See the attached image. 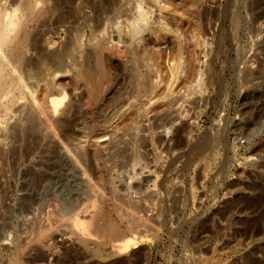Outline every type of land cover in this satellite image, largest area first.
<instances>
[{"label":"rangeland","instance_id":"374dc122","mask_svg":"<svg viewBox=\"0 0 264 264\" xmlns=\"http://www.w3.org/2000/svg\"><path fill=\"white\" fill-rule=\"evenodd\" d=\"M0 6L18 7L34 78L45 63L69 69L35 92L58 86L68 95L66 107L41 112L40 121L29 118L28 87L0 101V264L242 263L232 251L235 227L220 212L235 199L227 185L242 176L264 182L250 170L252 162L264 165V142L251 145L255 133L264 136V116L255 131L242 126L247 97L264 87V0H0ZM76 63L88 68V81L76 76ZM77 200L106 214L100 224L119 223L108 238L128 234L135 247L117 255L106 253L109 245L80 250L56 219L59 232L39 236L56 203L72 214Z\"/></svg>","mask_w":264,"mask_h":264},{"label":"bare ground","instance_id":"6f19581e","mask_svg":"<svg viewBox=\"0 0 264 264\" xmlns=\"http://www.w3.org/2000/svg\"><path fill=\"white\" fill-rule=\"evenodd\" d=\"M20 5V4H19ZM11 6V5H10ZM22 6V5H21ZM1 7V6H0ZM209 8V7H208ZM17 9L18 7H13L12 10L10 9L9 11L4 12L2 9H0V101L4 98H8L9 96L12 95L13 97V93L15 90H20V88L25 89V87H28L27 89H29V92L32 91V100L34 103V110L30 115V119L33 121L39 119V118H43V116H49L50 114H52L53 112L56 113L58 110H61L62 108L66 107V100L67 98V92L65 91L64 88H58V86L54 89L52 87L51 84V89L49 91V93L47 95H42V97L35 95V92H37L39 89H42V85L44 87H47L46 84L48 82H55L54 79L58 76H65L67 75V72L69 71V69L64 65V63L61 64H56L54 65V67L48 66L46 63L42 64L43 66L40 67L41 69H39L38 71H36L35 73H37V77H33L34 76V72L31 73L32 69H31V58L27 56V52L25 51V46H26V36L23 35V33H20L21 31H23V29L21 28V24L19 23V19L17 17ZM25 9V8H24ZM30 9V7H29ZM26 12V11H25ZM24 13V12H23ZM212 13V12H211ZM162 14V13H161ZM20 18V17H19ZM23 18V17H22ZM213 18V17H212ZM235 22V21H234ZM26 25V24H25ZM181 25V24H180ZM189 25V24H188ZM193 26V25H192ZM195 26V25H194ZM190 27V26H189ZM199 27V26H198ZM204 27V25H203ZM26 28V27H23ZM202 29V28H201ZM26 30V29H25ZM178 30V29H177ZM185 30V29H184ZM200 30V29H199ZM179 31V30H178ZM195 31V30H194ZM163 32V31H162ZM165 34V33H164ZM175 34V33H174ZM155 35V33H154ZM161 36V35H160ZM174 36V35H172ZM158 42V41H157ZM195 43V42H194ZM143 46V45H142ZM181 46V45H180ZM194 46V45H193ZM146 47V46H145ZM144 47V48H145ZM158 47V46H157ZM190 47V46H189ZM162 48V47H161ZM70 49V48H69ZM141 49V48H140ZM179 50V48H177ZM181 49V48H180ZM147 50V49H146ZM157 50V49H156ZM111 51V50H110ZM128 51V49H127ZM180 51V50H179ZM113 52V51H112ZM65 53V52H64ZM159 53V52H158ZM66 54V53H65ZM68 54V53H67ZM163 54V53H162ZM63 55V54H62ZM151 55V54H150ZM63 57V56H62ZM61 57V58H62ZM171 57V56H170ZM60 58V57H59ZM147 58V57H146ZM164 58V57H163ZM74 59V58H73ZM72 59V60H73ZM33 60V59H32ZM59 60V59H58ZM156 60V59H155ZM52 61V60H51ZM62 61V60H61ZM64 61V60H63ZM62 61V62H63ZM162 61V60H161ZM47 62V61H46ZM76 62V61H75ZM74 62V63H75ZM42 63V62H41ZM52 63V62H51ZM60 63V62H58ZM68 63V62H67ZM73 63V62H72ZM81 63V62H80ZM53 64V63H52ZM63 64V65H62ZM77 64V63H76ZM79 64V63H78ZM77 64V65H78ZM126 64V63H125ZM73 65V64H72ZM53 66V65H52ZM74 66V65H73ZM139 66V65H138ZM144 66V65H143ZM51 67V68H50ZM79 67V68H78ZM76 72V76L77 77H84L87 79L90 75V72L88 70V68L86 66H84L83 64H79ZM244 69V68H243ZM245 72V71H244ZM73 73V72H72ZM264 73V72H263ZM108 74V73H107ZM249 76V75H248ZM246 77V76H245ZM28 78V81H27ZM33 80H32V79ZM83 78V79H84ZM35 79V81H34ZM74 79V78H73ZM85 79V80H86ZM48 80V81H46ZM80 80V79H79ZM94 80V79H93ZM246 80V79H245ZM248 80V79H247ZM41 81H43L41 83ZM47 82V83H44ZM82 81V80H81ZM243 81V80H242ZM79 82V81H78ZM132 82V81H131ZM245 82V81H243ZM88 83V82H87ZM90 83V82H89ZM142 83V82H141ZM239 83V82H238ZM49 85V83H48ZM56 86V85H55ZM146 86V85H144ZM255 87V86H254ZM156 89V88H155ZM162 90V89H161ZM21 91V90H20ZM18 91L17 93L20 94L21 92ZM25 91V90H24ZM23 91V94H24ZM44 91V90H43ZM141 91V90H140ZM146 91V90H145ZM26 92V91H25ZM42 92V91H41ZM46 92V90H45ZM48 92V91H47ZM158 92V91H157ZM22 94V93H21ZM20 94V96H21ZM31 94V92H30ZM44 94V93H43ZM15 96V94H14ZM17 96V94H16ZM246 97V95H245ZM15 98V97H14ZM13 98V99H14ZM132 98V97H131ZM142 98V97H141ZM11 99V97H10ZM9 99V100H10ZM17 99V98H16ZM162 99V98H161ZM262 99V104L261 107L258 110H255V103L257 100ZM5 101V100H4ZM12 102V100H10ZM14 101V100H13ZM70 101V100H69ZM246 101V100H245ZM3 102V101H2ZM0 102V103H2ZM7 102L8 99H7ZM150 102V101H149ZM148 102V103H149ZM160 102V101H159ZM175 102V101H174ZM243 102V101H242ZM247 105L244 108V110L242 112L248 114L247 117V121L245 123H242V126H246L247 128H250L251 131H255V127L256 124L259 123L260 119L264 116V87L261 91H256L254 94H250L247 97ZM147 103V104H148ZM7 104V103H6ZM154 104V103H153ZM10 105V104H9ZM8 106V108H10ZM159 105V104H158ZM142 106V105H141ZM165 106V105H164ZM6 108V107H5ZM7 108V109H8ZM68 108V107H67ZM127 109V108H126ZM156 109V108H155ZM9 110V109H8ZM130 110V109H129ZM69 111V110H68ZM107 111V110H106ZM41 112L44 114H42L43 116H41ZM1 113V112H0ZM48 114V115H47ZM113 114V113H112ZM111 115V114H110ZM134 117V116H133ZM37 118V119H36ZM81 118V117H80ZM79 118V119H80ZM132 118V117H131ZM141 118V117H140ZM28 119V118H27ZM50 119V118H49ZM132 120V119H129ZM40 121V119L38 120ZM189 121V120H188ZM67 122V121H66ZM65 122V123H66ZM70 122V121H69ZM73 122V121H71ZM32 123V122H31ZM37 123V121L35 122ZM57 123V122H56ZM126 123V122H125ZM188 123V122H187ZM38 124H40L38 122ZM74 124V123H73ZM124 124V123H123ZM128 124H130L128 122ZM35 127L37 124H33ZM71 125V124H70ZM78 125V124H77ZM81 125V124H80ZM125 125V124H124ZM127 125V124H126ZM185 125V124H184ZM31 126V125H30ZM84 126V125H83ZM32 129L34 130L35 127L31 126ZM30 127V128H31ZM40 127V126H37ZM36 127V128H37ZM82 127V126H81ZM124 127V126H123ZM129 127V125L127 126ZM133 127V126H132ZM182 127V126H181ZM131 128V127H130ZM138 128V127H136ZM183 128V127H182ZM31 129V133L32 130ZM38 130V129H37ZM75 130V129H74ZM127 130V128H126ZM134 130V129H133ZM36 131V130H34ZM39 131V130H38ZM36 131V132H38ZM82 131V130H81ZM130 131V130H129ZM128 131V132H129ZM138 131V130H137ZM35 132V133H36ZM75 132V131H74ZM243 132V131H242ZM250 132V131H249ZM130 133V132H129ZM136 133V132H135ZM39 134V133H38ZM41 134V133H40ZM179 134V133H178ZM253 134V132H252ZM36 135V134H35ZM130 135V134H129ZM134 135V132H133ZM37 137H39L38 135H36ZM41 136V135H40ZM68 136V135H67ZM36 137V138H37ZM35 141V140H34ZM74 141V140H73ZM264 142V136H261L258 133H255L253 135V138L251 140V145H255V144H261ZM132 143V142H131ZM39 145V144H38ZM37 145V146H38ZM49 146V145H48ZM98 146V145H97ZM124 147V146H123ZM56 148V147H55ZM74 148V146H73ZM85 149V148H84ZM97 149V148H96ZM256 149V147H255ZM255 151H258L257 149ZM8 152V151H7ZM81 152V151H79ZM83 152V151H82ZM97 152V151H95ZM119 153V152H118ZM259 153V151H258ZM262 153V151H261ZM260 153V154H261ZM71 154V153H70ZM126 154V153H125ZM128 154V153H127ZM133 154V153H132ZM74 155V154H73ZM263 155V154H262ZM80 156V155H79ZM250 156V155H249ZM129 161V160H128ZM137 161V160H136ZM252 167H250V170H255L257 173L260 174V176L264 177V165H262V163L260 162H252L251 163ZM250 165V166H251ZM88 168V167H87ZM92 169V168H91ZM247 169V168H246ZM244 172V171H243ZM241 173V172H240ZM244 174V173H241ZM240 176V175H239ZM248 178V176H246ZM249 181L247 182L246 179L242 176L239 177L238 180L236 181L237 184H233L235 185L234 187H232V185H227L226 188V192H232L235 195V199L233 201H230L226 207H224L223 212H220V218L222 217L225 220L229 221V224H233L235 227V237L234 239L235 241V245L234 247H232V251H236L238 253H240L238 256H241L243 259V262L239 264H264V182H260L254 178H249ZM30 194V193H29ZM82 196V195H81ZM27 197V196H26ZM31 197V195H30ZM30 197L26 198L28 201L27 204L29 203H33L34 201L31 200L30 202ZM79 197V195H78ZM127 197V196H126ZM85 198V197H84ZM120 198V197H119ZM25 199V200H26ZM76 199V197H75ZM78 199V198H77ZM81 199V198H80ZM122 199V197H121ZM120 199V200H121ZM233 199V198H232ZM34 200V197H33ZM119 200V199H118ZM116 199V201H118ZM119 200V202H120ZM125 200V198H124ZM122 200V201H124ZM127 200V199H126ZM55 201V200H53ZM73 201V200H72ZM80 201V200H79ZM128 202L131 201L127 200ZM227 201V200H226ZM26 202V201H25ZM76 202V201H74ZM73 202V203H74ZM82 202V201H81ZM84 202V201H83ZM126 201H124L122 204L124 207V209H126V206L128 208V206L130 205H126L124 204ZM72 203V204H73ZM89 203V202H88ZM134 202H132L131 204H133ZM76 205H72L74 206V208L76 210L73 211L72 214H67L66 211H64L63 209L57 210L58 206L57 203L55 204V206L57 208H52L51 212L48 214V222L46 224L45 222V226L40 228V234L39 236H42L45 233H49L52 231L59 232L57 231L58 227L57 225H61L62 224V228L63 233H71L70 235L72 236V239H75V242L78 243V247L79 249H85L86 248H103L108 246V249L106 248V253L110 254V255H117L123 252H126L127 248L132 247L133 243V239L130 236H127L125 234H123L122 236H114L111 237V233L114 234V232L111 231L110 233V238H108L107 236V231L110 229H115L118 228V224L117 221H115L114 219L110 218V220H108L107 225H102L100 224V219L105 213H103L102 211H98L97 208L96 209H89V205H87V202H85V204H79L78 200L77 203H74ZM92 204V203H91ZM95 204V203H94ZM115 204V203H114ZM120 204V203H119ZM136 204V203H135ZM134 204V205H135ZM98 205V204H97ZM96 205V206H97ZM126 205V206H125ZM151 205V204H150ZM113 206V205H112ZM121 206V204L119 205V207ZM136 206V205H135ZM142 206V205H141ZM144 206V205H143ZM114 207V206H113ZM121 207V208H122ZM72 208V207H71ZM73 208V209H74ZM145 208V207H144ZM151 208V207H150ZM26 209V208H25ZM35 209V208H34ZM118 209V207H117ZM122 209V211L124 210ZM130 209V207H129ZM129 209H126L129 210ZM142 209V208H141ZM49 210V211H50ZM97 210V211H96ZM133 210V209H131ZM130 210V211H131ZM145 210V209H144ZM118 211V210H117ZM115 211L117 214L118 212ZM120 211V209H119ZM121 211V212H122ZM136 211V210H135ZM137 211H140L139 209ZM160 211V209H159ZM31 212V211H30ZM72 212V211H71ZM142 212V211H141ZM115 213V214H116ZM124 215L126 214L127 217H129V213L123 212ZM145 213V212H144ZM108 214V213H107ZM121 214V213H120ZM147 214V213H146ZM244 214H246L247 216H243ZM30 215V214H29ZM106 216V214L104 215V217ZM110 216V215H109ZM119 216V214H118ZM123 215H121L120 217H122ZM126 216H124L126 218ZM238 216H243L241 218H238ZM103 217V218H104ZM112 217V216H111ZM114 217V216H113ZM85 218V219H84ZM53 219L59 220L61 222V224H59L60 222H57L56 228L55 229V222H53ZM153 219V218H152ZM44 223V222H43ZM106 223V222H105ZM140 223V222H139ZM144 223V222H143ZM122 224V223H121ZM125 224V223H124ZM137 224V228H138V222ZM134 224V225H136ZM65 225V226H64ZM209 226L206 225V230L211 229V225L208 223ZM129 226L130 223H129ZM141 226V225H140ZM40 227V226H39ZM135 227V226H134ZM55 229V230H53ZM205 229V228H204ZM224 229V228H223ZM126 230H128L126 228ZM151 230V229H150ZM205 230V231H206ZM116 231V230H115ZM147 231V230H146ZM222 232V231H221ZM109 233V232H108ZM117 233V232H116ZM115 235H118L116 234ZM122 233H126L123 229L120 232V235ZM133 233V232H132ZM61 234V233H60ZM52 235V234H51ZM66 235V234H65ZM69 235V236H70ZM141 235V234H140ZM234 235V234H233ZM144 236V235H141ZM47 237V236H46ZM139 237V236H138ZM146 237V236H145ZM140 238V237H139ZM214 238V237H213ZM222 238V237H221ZM226 238V237H225ZM136 239V238H135ZM227 239V238H226ZM232 239V237H231ZM230 239V240H231ZM232 239V240H234ZM141 240V239H140ZM137 241V240H136ZM134 240V242H136ZM224 241V240H223ZM39 242V241H38ZM43 242V241H41ZM234 242V241H233ZM44 243V242H43ZM223 243H230V241H225ZM222 243V245H223ZM26 244V243H25ZM41 244V243H40ZM136 244V243H135ZM225 244V245H226ZM22 245V244H21ZM106 245V246H105ZM221 245V246H222ZM223 245V247L225 246ZM45 246V244H44ZM230 246V245H229ZM21 247V246H20ZM25 247V246H23ZM37 247V246H36ZM41 247V246H39ZM135 247V246H134ZM132 247V249L134 248ZM137 247V246H136ZM222 247V248H223ZM11 248V247H10ZM225 248V247H224ZM20 249H24V248H20ZM39 249V248H38ZM105 249V248H104ZM103 249V250H104ZM227 249V248H226ZM231 249V248H229ZM78 250V249H77ZM102 253H98L100 254H104L105 252ZM22 251V250H21ZM94 251V250H93ZM105 251V250H104ZM129 251V250H128ZM131 251V250H130ZM222 251V250H221ZM29 253V252H28ZM44 253V252H43ZM97 253V252H96ZM96 253H94L96 255ZM97 254V255H98ZM122 261V260H121ZM16 262V261H15Z\"/></svg>","mask_w":264,"mask_h":264}]
</instances>
